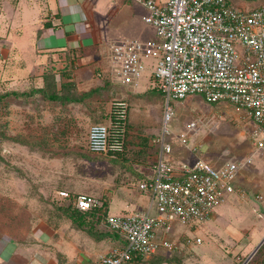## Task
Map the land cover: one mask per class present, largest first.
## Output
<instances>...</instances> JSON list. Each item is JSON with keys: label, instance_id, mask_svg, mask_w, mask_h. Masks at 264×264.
Returning a JSON list of instances; mask_svg holds the SVG:
<instances>
[{"label": "rangeland", "instance_id": "obj_1", "mask_svg": "<svg viewBox=\"0 0 264 264\" xmlns=\"http://www.w3.org/2000/svg\"><path fill=\"white\" fill-rule=\"evenodd\" d=\"M234 2L242 8L254 4ZM92 5L91 17L104 27L102 34L108 42L152 37V27L142 20L146 9L136 1L93 0ZM30 22L23 28L36 26ZM2 67L0 61V74ZM23 69L30 72L31 66L23 65ZM114 87L119 94L111 102H123L126 118L125 147L116 158L86 149L87 129L94 123L89 110L96 108L92 98L64 107L39 95L11 96L0 102V244L10 240L18 245L13 258L18 259L16 252L22 254L19 248L33 247L57 264H76L88 254H103L113 239L97 240L77 228L62 214L60 207L68 206L70 200L60 199L58 191L94 195L105 200L107 208L112 199L110 214H120V204L114 199L133 202L140 196L137 183L150 174L166 125L171 156L185 161L199 158L213 167L236 162L240 168L234 184L246 192L244 199L227 195L209 219L195 222L193 227L172 222L166 237L177 244V250L166 255L168 263L256 264L261 257L256 246L264 236V151L256 148L252 137L255 122L234 104L210 103L193 95L183 101L170 99L173 115L164 124L165 98L149 73H143L135 90L116 83ZM4 90L7 86L0 80V91ZM107 112L100 109L106 117L101 122L110 125ZM191 121L197 127L182 144L179 135L188 131ZM249 157L250 163L246 161ZM85 218L92 224L91 230H107L103 218L99 223L91 216ZM196 237L201 238L199 244L185 245L186 239ZM117 241L124 244L121 238Z\"/></svg>", "mask_w": 264, "mask_h": 264}, {"label": "built area", "instance_id": "obj_2", "mask_svg": "<svg viewBox=\"0 0 264 264\" xmlns=\"http://www.w3.org/2000/svg\"><path fill=\"white\" fill-rule=\"evenodd\" d=\"M133 1L146 9L142 20L154 35L107 43L105 55L112 80L134 89L148 72L165 98L164 124L173 115L170 99L183 101L200 95L210 103L234 104L255 122L252 137L256 148L264 151V0H248L254 3L248 8L234 0ZM113 104L125 117L123 102ZM196 127V121H191L188 131L180 133V143L186 144L187 133ZM166 132L164 125L152 175L137 183L138 191L149 196V207L123 215L106 214L104 226L116 232L124 244L97 255L91 264H138L160 250L174 252L177 244L166 237L172 222L193 227L195 222L209 219L227 195L245 198V190L234 184L238 163L224 161L213 167L197 158L173 165L166 158L172 152ZM86 149L107 156L123 151L124 146L122 139L111 138L109 125L92 123ZM58 197L70 200L80 211L102 205L98 197L85 193L72 196L60 190ZM193 242L200 243L201 238L185 241Z\"/></svg>", "mask_w": 264, "mask_h": 264}, {"label": "crops", "instance_id": "obj_3", "mask_svg": "<svg viewBox=\"0 0 264 264\" xmlns=\"http://www.w3.org/2000/svg\"><path fill=\"white\" fill-rule=\"evenodd\" d=\"M92 2L93 0H0V61L3 66L0 80L3 86H7L8 90L40 87L43 85V74L50 70L55 74L58 85L60 83L72 85L71 93L92 92L88 97L71 104H82L92 98L96 102V108L89 110L93 118L103 117V114L99 113L102 108L110 115L113 104L111 100L118 98L119 94L114 83L125 85L115 82L110 77V63L105 55L108 39L105 33L102 34L104 27L98 26L91 17ZM30 21L36 23V26L28 30L26 25H29ZM24 24L26 27L23 28ZM23 65H30V72L23 69ZM18 67L17 71L14 70ZM28 73L30 74L27 75ZM17 84L22 85L21 88H10ZM158 155L159 147L156 149V158ZM166 158L173 165L192 161L180 160L178 156H171V153ZM152 173L153 167L148 177ZM110 201L112 199L108 200L109 203ZM114 201L115 204H120L121 213L117 215H123L128 211L147 209L150 198L140 193L133 202L115 199ZM103 239L105 238L99 240ZM113 242L111 247L119 245L117 240L113 239ZM192 244L185 243L188 246ZM0 245V264H45L50 257L45 252L27 247L18 249L22 254L16 252L18 258L16 259L12 257L18 246L16 243L9 240ZM261 245H264V241ZM111 247L104 249V253ZM168 253L171 252L160 250L156 254L138 260V264H172L168 263L166 256ZM259 254L261 257H258L255 263L264 264V250ZM88 255L86 259L76 264H91L95 256ZM46 264H57V262L50 257Z\"/></svg>", "mask_w": 264, "mask_h": 264}, {"label": "trees", "instance_id": "obj_4", "mask_svg": "<svg viewBox=\"0 0 264 264\" xmlns=\"http://www.w3.org/2000/svg\"><path fill=\"white\" fill-rule=\"evenodd\" d=\"M71 87L72 85L70 83H66L65 85L60 83L58 85V81L55 77V74L49 70L43 74L42 86L40 87L32 86L26 90H4L3 92L0 91V102H3L4 100L7 101V99L11 96L30 98L34 95H39L44 100L53 101L64 107V105H67L71 102H77L92 94V92H82V93L73 94L70 91ZM104 118L105 117L94 116L93 120L94 123H102L101 121H103ZM109 119H110L109 126H110L111 138L122 139L123 146L125 147L126 118L122 117V114L120 112V107L116 106L115 104H112V109L109 115ZM122 153L123 151L109 153L107 157L116 158ZM76 194H71V195L75 196ZM60 208L63 210L62 214L65 215V217L72 220V222L77 228L85 229L89 234H91L97 240L105 237H110L113 238L114 240L121 238L116 232L111 230H106V231H97L96 229L91 230L93 227L92 224L86 221L85 217L91 216L92 221H95V223H99L100 220L106 214H108V208L105 200L102 201V205L100 207H96L88 211H80L76 209L71 203H69L68 206L65 207L62 206ZM263 250H264V245H261L257 252H261Z\"/></svg>", "mask_w": 264, "mask_h": 264}, {"label": "water", "instance_id": "obj_5", "mask_svg": "<svg viewBox=\"0 0 264 264\" xmlns=\"http://www.w3.org/2000/svg\"><path fill=\"white\" fill-rule=\"evenodd\" d=\"M264 241V238L258 243V245L256 246V249L259 248V246L262 244V242ZM244 264V263H243Z\"/></svg>", "mask_w": 264, "mask_h": 264}]
</instances>
